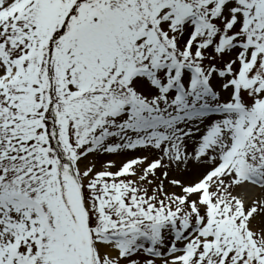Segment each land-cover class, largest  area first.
Segmentation results:
<instances>
[{
	"label": "snow or ice",
	"instance_id": "obj_1",
	"mask_svg": "<svg viewBox=\"0 0 264 264\" xmlns=\"http://www.w3.org/2000/svg\"><path fill=\"white\" fill-rule=\"evenodd\" d=\"M0 264H264V0H0Z\"/></svg>",
	"mask_w": 264,
	"mask_h": 264
},
{
	"label": "rangeland",
	"instance_id": "obj_2",
	"mask_svg": "<svg viewBox=\"0 0 264 264\" xmlns=\"http://www.w3.org/2000/svg\"><path fill=\"white\" fill-rule=\"evenodd\" d=\"M141 153L140 152H132V153H124V154H121L119 156H111V157H101L99 159H118L119 161H122L123 159H125L127 156L129 155H140ZM145 155H147L148 153H143ZM177 175H179V173H177Z\"/></svg>",
	"mask_w": 264,
	"mask_h": 264
},
{
	"label": "bare ground",
	"instance_id": "obj_3",
	"mask_svg": "<svg viewBox=\"0 0 264 264\" xmlns=\"http://www.w3.org/2000/svg\"><path fill=\"white\" fill-rule=\"evenodd\" d=\"M119 159V158H118ZM174 175H177V173H173ZM179 175H181V174H179ZM182 178H184V179H190V178H192V176H191V174H188V175H184ZM249 190V197H251L252 195H255V190H252V189H248ZM248 190H245V191H248Z\"/></svg>",
	"mask_w": 264,
	"mask_h": 264
}]
</instances>
